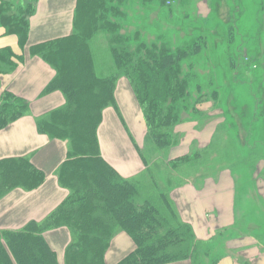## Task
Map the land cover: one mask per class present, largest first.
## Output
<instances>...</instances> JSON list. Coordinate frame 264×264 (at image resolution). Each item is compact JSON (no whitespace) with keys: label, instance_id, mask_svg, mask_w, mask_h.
<instances>
[{"label":"trees","instance_id":"16d2710c","mask_svg":"<svg viewBox=\"0 0 264 264\" xmlns=\"http://www.w3.org/2000/svg\"><path fill=\"white\" fill-rule=\"evenodd\" d=\"M36 1L20 0L19 5L26 3V7L17 9L10 0H0V24L7 34L17 37L21 48L28 41L26 19L33 16L32 4ZM80 1H76V11ZM81 6V21L74 16L73 25L79 32H88L97 12L105 13L104 0H84ZM197 50L194 48L193 52ZM139 51L112 49L114 73L109 76L98 69L89 44L79 34L28 48L31 56L41 58L54 71L44 92L59 91L64 96V105L39 118L36 126L40 134L69 143L68 160L58 175L59 184L68 193L61 205L42 220H30L18 229H0V264H59L44 239L46 233L59 228L71 232L64 264H107V250L121 232L131 238L134 249L116 264H205L210 257V241L195 236L192 226L179 216L168 189L159 191L154 179L142 176L144 171L134 177H122L100 155L97 128L103 110L114 104L118 71L133 85L148 139L158 150L173 145L171 130L178 114L175 106L187 97L186 82L179 70V61L186 57L187 50L174 54L163 45H153L142 55ZM23 58L9 48L0 49V65L8 67L5 71L1 66L0 74L13 71ZM27 115L29 105L24 99L9 91L0 94V130ZM207 156L206 152L194 153L191 157L175 158L171 164L177 175H182L181 166L190 167L196 160H207ZM250 159L253 167L257 157ZM143 164L146 166V161ZM42 180L43 175L28 158L0 162L2 187L18 185L31 190ZM85 188L88 190L83 191ZM141 190L145 194L138 207ZM95 210L100 212L95 214ZM209 261L215 264V259Z\"/></svg>","mask_w":264,"mask_h":264},{"label":"rangeland","instance_id":"374dc122","mask_svg":"<svg viewBox=\"0 0 264 264\" xmlns=\"http://www.w3.org/2000/svg\"><path fill=\"white\" fill-rule=\"evenodd\" d=\"M10 1L17 9L22 5L26 7V3L19 5L20 0ZM83 1H80L77 11L75 3L72 29L65 37L79 34L89 44L92 56L98 61V69L103 70L104 75L114 73L112 49L140 50L141 55L153 45H163L174 54L187 50L186 57L179 61L187 97L175 106L178 114L171 130L173 145L165 150H158L148 139L147 126L133 85L123 72L118 71L113 91L114 104L109 107L120 121L122 130H126V151L119 147L111 131H104V139L112 135L111 146L116 159L128 166L139 159L142 170L137 174L144 171L142 176L154 179L159 191L184 185L198 172L229 166L225 160L250 166L253 158H249L252 156L257 157L252 168L263 169L261 174L264 177V0H104L105 13L98 11L88 32L84 29L79 32L73 25V19L75 16L81 21ZM38 2L32 4L33 15ZM26 20L30 29V20ZM194 48L198 49L195 53ZM6 65L1 64V69L6 71ZM137 116L140 119L138 123ZM101 123L102 119L99 126ZM105 129L109 131L108 127ZM205 152L207 160H196L190 167L181 166L182 175L173 170V159ZM131 174L125 178L137 175ZM15 188L23 189L18 185L9 188L0 185V199ZM140 192L138 207L145 194L144 190ZM95 201L101 204L96 196ZM95 211V214L100 212ZM60 229L68 232L67 240L64 236L53 235ZM56 230L46 233L44 239L58 263L64 264L71 232L66 228ZM49 234L53 236L49 237ZM124 234L134 249L133 241ZM113 248L121 251L125 245L116 242ZM130 250L120 255L122 257L116 263L131 253ZM210 252L213 254V249ZM215 253L220 254L221 251L215 250Z\"/></svg>","mask_w":264,"mask_h":264},{"label":"crops","instance_id":"0c3cea01","mask_svg":"<svg viewBox=\"0 0 264 264\" xmlns=\"http://www.w3.org/2000/svg\"><path fill=\"white\" fill-rule=\"evenodd\" d=\"M75 3L76 0H39L30 19L24 48L17 37L7 34L0 24V49L9 48L24 57L13 71L0 74V94L9 91L29 105V115L0 130V162L28 158L32 167L43 175L38 187L15 188L0 199V229H18L30 220H42L67 197L68 192L59 184L58 175L68 160L69 143L40 134L36 126L39 118L64 105V96L59 91L44 92L54 71L41 58L31 56L28 48L67 36L72 29ZM110 109L103 111L97 132L101 155L121 176L137 174L142 170L139 159L128 166L113 155L111 136L115 135V141L125 151L128 140L126 130H122L120 121ZM138 120L137 116V123ZM104 131H111L112 135L104 139ZM225 162L229 166L198 172L183 186L168 188L170 198L179 216L192 226L195 236L201 241H210L213 254L210 252L207 261L213 258L215 264H264L263 169L233 164L231 160ZM53 235L64 236L67 240L69 234L60 229ZM112 242L105 257L107 264L116 263L120 255L133 249L124 233H119ZM116 242L124 243L125 248L115 251Z\"/></svg>","mask_w":264,"mask_h":264}]
</instances>
